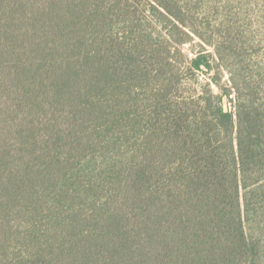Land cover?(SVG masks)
I'll return each mask as SVG.
<instances>
[{"label":"rangeland","instance_id":"obj_1","mask_svg":"<svg viewBox=\"0 0 264 264\" xmlns=\"http://www.w3.org/2000/svg\"><path fill=\"white\" fill-rule=\"evenodd\" d=\"M176 19L195 31L180 46ZM212 78L227 109L264 112V0H0V264H86L133 241L160 117ZM262 183L242 189L238 264H264Z\"/></svg>","mask_w":264,"mask_h":264},{"label":"trees","instance_id":"obj_2","mask_svg":"<svg viewBox=\"0 0 264 264\" xmlns=\"http://www.w3.org/2000/svg\"><path fill=\"white\" fill-rule=\"evenodd\" d=\"M176 20L179 38L173 41L180 46L195 31ZM175 50L187 69H211L207 53L187 57L179 47ZM204 85L201 95L166 107L160 117L159 158L143 162L142 183H134L146 204L138 234L119 251L102 258L91 254L86 264H238L250 258L242 189L263 184L264 112H245L239 103L227 109L229 90L214 78ZM129 250L134 257L124 254ZM79 254L71 253L72 264H81Z\"/></svg>","mask_w":264,"mask_h":264}]
</instances>
